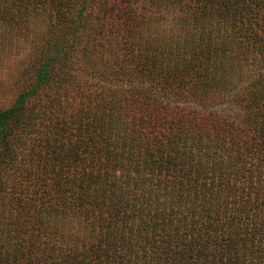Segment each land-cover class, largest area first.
<instances>
[{
  "label": "trees",
  "instance_id": "1",
  "mask_svg": "<svg viewBox=\"0 0 264 264\" xmlns=\"http://www.w3.org/2000/svg\"><path fill=\"white\" fill-rule=\"evenodd\" d=\"M0 27L31 47L0 264H264V0H0Z\"/></svg>",
  "mask_w": 264,
  "mask_h": 264
},
{
  "label": "rangeland",
  "instance_id": "2",
  "mask_svg": "<svg viewBox=\"0 0 264 264\" xmlns=\"http://www.w3.org/2000/svg\"><path fill=\"white\" fill-rule=\"evenodd\" d=\"M24 38L23 35L10 34L9 29L0 30V111L10 108L16 102L20 92L27 86L21 79L22 74L27 71L31 47L30 38L26 41ZM8 165L4 176L7 179V187L4 191L0 188V209H3L8 216L3 222L10 223L9 221L14 222L16 218L14 216V185L19 177L17 169L9 163Z\"/></svg>",
  "mask_w": 264,
  "mask_h": 264
}]
</instances>
